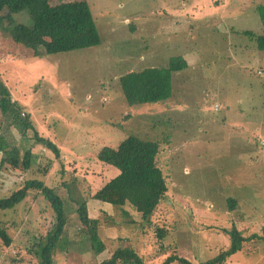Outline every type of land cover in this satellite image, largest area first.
Returning <instances> with one entry per match:
<instances>
[{"label": "rangeland", "instance_id": "1", "mask_svg": "<svg viewBox=\"0 0 264 264\" xmlns=\"http://www.w3.org/2000/svg\"><path fill=\"white\" fill-rule=\"evenodd\" d=\"M83 1L94 15L100 46L36 58L0 29V86L9 90L13 103L30 106L38 134L61 152L56 159L34 143V131L23 135L3 118L10 129L3 126L0 134L15 157L32 149L34 158L26 172L3 167L0 198L23 180L56 188L68 219L67 242L58 248L56 264H98L119 247L133 248L146 264H163L173 255L200 264L229 247L226 229L264 237V76L258 74L264 73V50L245 35L264 34L258 13L264 0L50 4ZM27 16L17 20L29 23ZM174 57L185 59L188 67L173 74L172 98L130 107L120 77L130 70L166 67ZM239 107L245 108V118L234 117L230 124L228 110L236 113ZM242 123L246 130L233 131ZM131 134L161 143L157 164L168 192L150 223L129 205L118 209L92 199L119 174L100 162L98 153ZM6 154L0 153V165ZM65 184L87 201L89 217L99 222L96 234L81 224ZM33 196L0 211V231L6 229L14 240L6 247L0 238V264H37L29 249L55 217L43 197L32 201ZM230 199L236 202L233 209ZM158 229L164 230L163 238ZM17 255L19 263L13 262ZM225 264H264V239L245 243Z\"/></svg>", "mask_w": 264, "mask_h": 264}, {"label": "trees", "instance_id": "2", "mask_svg": "<svg viewBox=\"0 0 264 264\" xmlns=\"http://www.w3.org/2000/svg\"><path fill=\"white\" fill-rule=\"evenodd\" d=\"M258 13L264 24V6L258 7ZM22 14L28 15L29 23L25 24L17 20V16ZM0 29L15 44L32 51L33 57L36 58L93 48L102 43L94 15L86 1L52 6L50 0H0ZM245 35L256 41L259 50H264V34L255 36L253 33L246 32ZM187 67L185 59L174 57L166 67L130 70L120 77L123 97L130 107L166 103L173 96V74ZM258 74L264 76L262 71ZM0 94V111L3 114L0 119V130L4 126L6 131H9L10 126L6 127L3 119L8 117L12 120L10 125L23 130V135L27 130L34 131V143L46 147L56 159H60L61 152L57 145L41 137L33 126L30 106L26 104L28 106L26 110L25 104L19 107V103H13L9 90L4 86H0ZM218 109L217 105L216 110ZM22 112H25L24 116H21ZM241 113H245V108L239 107V112L236 113L228 110L230 124L234 117H239V120L243 118ZM236 127L238 128L233 131L246 130V125L243 123ZM160 146L161 143L156 140L131 134L116 148H102L97 159L118 169L119 174L105 182L92 195V199L118 209H124L129 205L141 215L144 223H150L168 192L165 176L157 164ZM1 152H7V154L1 161L0 174L4 166L12 171L21 172L31 168L34 158L32 149L27 150L21 159L16 158L15 151L9 148L2 134H0ZM65 186L68 190V199L77 206L76 212L81 224L87 226L92 235L96 234L99 222L89 217L87 201L82 200L80 195H75L71 185L65 184ZM32 194L34 195L32 201H36L38 196L47 201L54 213L55 221L51 229L29 249L30 255L36 258L37 264H56L55 255L58 248L63 245L62 243L67 242L65 231L68 222L64 202L57 194L56 188H50L36 179L23 180L19 189L5 198H0V211L13 210L18 204L29 200V197L32 198ZM235 203V200H229L230 209H233ZM123 214L125 217L129 216L126 211H123ZM225 233L230 238L229 247L216 257L200 264H225L230 257L243 250L245 243L252 242L254 239H264L258 235L244 237L237 228L226 229ZM164 235V230L158 229V236L163 238ZM0 238L6 247H10L14 242L6 229L0 231ZM13 262H20L19 255L13 259ZM174 262L194 264L177 255L168 257L163 264ZM98 264H146V262L133 248L119 247L110 258Z\"/></svg>", "mask_w": 264, "mask_h": 264}, {"label": "built area", "instance_id": "3", "mask_svg": "<svg viewBox=\"0 0 264 264\" xmlns=\"http://www.w3.org/2000/svg\"><path fill=\"white\" fill-rule=\"evenodd\" d=\"M25 108L27 110L28 109V106H26ZM21 114H22V116H24L25 115V112H22Z\"/></svg>", "mask_w": 264, "mask_h": 264}]
</instances>
